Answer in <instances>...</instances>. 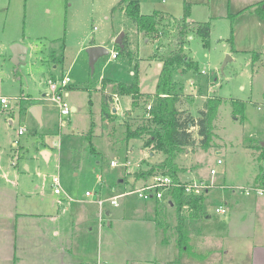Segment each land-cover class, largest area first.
<instances>
[{
    "label": "rangeland",
    "instance_id": "374dc122",
    "mask_svg": "<svg viewBox=\"0 0 264 264\" xmlns=\"http://www.w3.org/2000/svg\"><path fill=\"white\" fill-rule=\"evenodd\" d=\"M180 1L137 0L142 13L168 12L172 17L181 14L167 7ZM220 1L205 0L196 7L197 16L209 20L211 27L207 46L194 35L185 44L197 69L181 74L177 68L172 74L170 93L178 96V108L194 118L208 97L221 100L211 146L200 147L193 127L194 143L182 148L176 158L182 182L201 179L209 184L202 193L210 214L203 222L186 224L191 251L179 254L174 207L157 214V220L168 224L164 235L158 231L157 239H165L162 244L155 237L153 201L129 192L139 185L130 176L158 164L164 155L143 147L140 138L125 139L127 127L133 130L146 123L144 104L156 100L158 47H166L171 36L165 21L159 25L162 39L156 45L137 36L135 25L120 7L112 11L119 0H0V96L9 99L5 108L0 106V261L206 264L216 262L220 245L226 261L245 264L242 258L232 257L244 249V259L249 260L250 245L258 242L257 232L264 228L259 208L245 204L253 196L242 192L254 184L264 161L259 157V145L264 142V63L262 55L254 63L251 59L252 51L263 49L264 24L254 15L235 19L231 9L229 18L209 19L207 6ZM120 33L129 36L128 51L113 58ZM91 41L108 51L93 68L86 52ZM14 43L26 48L19 65L11 60ZM227 55L231 59L224 64ZM64 75L69 84L63 99L70 112L60 116L58 104L50 98L48 80L58 81ZM113 80L137 84L148 98L132 105L130 95L113 94L110 118L103 119L101 99L110 93ZM152 97L154 101L149 100ZM233 101L243 104L242 113L234 111ZM33 105L41 106V122L29 111ZM90 116L94 153L84 137ZM20 127L24 132L18 135ZM42 150H47L46 157ZM111 160L119 165L111 166ZM211 168L215 174H210ZM53 176L59 178V194L53 193ZM87 191L91 195H85ZM111 199L116 205L110 204ZM219 205L226 208L225 213L215 212ZM14 212L31 215L16 220ZM183 213L192 218L188 208Z\"/></svg>",
    "mask_w": 264,
    "mask_h": 264
},
{
    "label": "trees",
    "instance_id": "16d2710c",
    "mask_svg": "<svg viewBox=\"0 0 264 264\" xmlns=\"http://www.w3.org/2000/svg\"><path fill=\"white\" fill-rule=\"evenodd\" d=\"M122 5H124V14L132 21L136 29L147 38H154L159 34V25L162 19H165V26L171 32L169 42L160 58L161 65L155 91L156 100L151 105L150 110L145 109L148 116L146 123L133 130L127 127L125 139L140 138L143 141V147H152L153 151L155 149L164 155L163 160L158 164H154L146 171L138 173L139 177H148L152 173L163 172L170 175L174 182H179L177 175L179 167L176 163L178 152L185 146L194 143L190 131L193 127H196L197 135L200 137V147L206 150L211 146L214 136L213 121L217 115L221 100L216 96L208 97L204 102L203 108L199 111V116L194 118L189 112H184V110L178 108V96L170 93L173 87L172 74L177 68H181L184 72L188 69H197V66L186 54L184 46L191 35L198 37L202 44L207 46L211 29L210 21L189 20L190 12L187 2L183 4L182 15L171 18H162L158 11L142 14L136 0H119L117 5L112 8V11ZM254 12L264 22V0L255 4ZM116 48V56H119L121 51H127L126 40L122 38L121 43L119 45L116 44ZM231 49L232 52L235 51L233 45H231ZM261 55L264 63V45L261 51L251 52L252 63L257 61ZM113 94L130 95L132 105H137V100L143 95L139 93L136 84L127 85L113 81L110 93L104 94L101 99V116L103 119L110 118V105L113 101ZM232 104L235 106V112L242 113L243 104L241 102L233 101ZM89 106H91L90 97ZM93 126V119L90 116V126L84 137L89 144L91 153L95 152L91 143ZM259 149V157L264 160V146L259 145ZM254 183L264 186L262 166L254 179ZM203 199V193L186 194L181 186H174L170 191L169 202L173 205L177 218L175 245L179 254L191 251L185 217L182 214L183 208H188L193 218L201 219L206 216V211L203 208ZM192 255L199 256L197 254ZM165 264H178V262Z\"/></svg>",
    "mask_w": 264,
    "mask_h": 264
},
{
    "label": "crops",
    "instance_id": "0c3cea01",
    "mask_svg": "<svg viewBox=\"0 0 264 264\" xmlns=\"http://www.w3.org/2000/svg\"><path fill=\"white\" fill-rule=\"evenodd\" d=\"M260 1H262V0H224V1L221 0L220 2L216 3L214 5V7H213V5L212 6H207V12H209V15H208V16H210L209 19H212V20H214V18L215 19L216 18L225 19V18H229L228 17V15L230 14L229 13V9H231L232 10V14H234V13L237 14L235 16V19H237L239 17H243V15H246V16L254 15L258 19V23H260V24L263 25L264 24L263 20L260 19L255 14V12H254L255 4H257ZM184 2H187L188 4L191 3V4H194L195 5L194 7L192 5H191V7H189V12H190L189 13V20H191V21H209V20H206V19H200V18H203V17H199V15L197 16L198 13H197L196 7H197V5L204 4L205 3V0H202V1H200V0H181L180 3L179 2L178 3L175 2V4L172 5V7H171V5H168L167 9L168 10H173V12L175 14H178V15L181 14L182 15ZM123 6L124 5H122V7H120L121 10H123ZM139 6H140V3H139ZM139 10H140V8H139ZM150 13H152V12H150ZM159 13L161 14L162 18H165V17H170L171 18L173 16L172 14H170L168 12H159ZM142 14H149V13H142ZM164 20L165 19H162V21H164ZM135 29H136V27H135ZM136 33H137V36L138 37L141 36L142 39H146L145 40L146 42L156 43V45H157V42H159V40L162 39L158 35L156 37H154V38H147L142 32H139L137 29H136ZM122 38H124V40H126V42H127V48H128V44H129V36H128V34L122 33L121 39ZM189 38H192V35L189 36ZM169 39H168V42H169ZM168 42H167V44H168ZM167 44H166V46H167ZM89 45H102V44L95 43V41H94V43H89ZM115 45H116V43H115ZM115 45H114V48H115L114 50H117V48H116ZM165 48L166 47L160 46V47H158V51L162 54V52H163V50H165ZM184 49H185V46H184ZM127 51H128V49H127ZM117 57L118 56H116L114 58H117ZM157 64H158V66L160 68L161 63L158 62ZM179 71H182V70H179ZM183 73H184V71H182L181 74H183ZM106 79H109V78H106ZM110 80H112V79H110ZM113 81L114 82H117L115 80H113ZM124 84H126V83H124ZM132 84H134V83H132ZM193 84L194 83L191 82V85H193ZM127 85H130V84H127ZM137 87L139 89V86L138 85H137ZM155 91H156V88H155ZM139 93H141L140 90H139ZM141 94H143L140 97L141 99L146 100V98H148L144 93H141ZM154 94H155V92H154ZM153 99H154V97H152V99L150 98L149 100L152 101ZM150 103L152 104V102H150ZM72 110H74V108H72ZM117 110H118V108L116 107V109L113 108L112 111L113 112H115V111L117 112ZM100 113H101V110H100ZM9 122L11 123L12 121L10 120ZM43 152L46 153L45 156L43 155L44 157H46L47 154H48L47 150H42V154H43ZM149 155L152 156L153 155V152L150 151L149 152ZM147 168H149V167L148 166H146L145 168L142 167L141 168L142 169L141 171L142 172L143 171H146ZM130 177H131L133 183L139 182V184H140L141 179L144 178V176H140V177L138 175H136V176L134 175L133 176V174ZM121 181L122 180H120L119 182H121ZM126 181H128V179ZM179 181H181V180L179 179ZM251 196H253L252 200H247V202H245V204H249L250 206H257L259 208V216H260L261 220L264 222V195L263 196L251 195ZM151 200L153 201V204L152 205H154L153 206V215H154V217H153L152 220H153V222L155 224V231H156L155 232L156 233V236L155 237H156V241H157L158 240L157 239V236L159 235L158 231L160 230V231H162V233L164 232L163 233V235H164L165 232H166V230H167V225H168L165 219H164L165 222L164 221L157 220V214L159 212H162L163 209L165 211H167V208L166 207H172L173 208V205L171 204V202H169V194L164 195V197L161 200H155V199H151ZM203 208H204V206H203ZM204 210H205V208H204ZM205 211H206V216L203 217V218H205V220H206V218H210V214L208 213L207 210H205ZM106 214L107 215L109 214V211L108 210H106ZM166 214L164 215V218H165ZM218 214H221V213H218ZM13 215L16 216L15 219L17 220L19 218V216H24V217L27 216L28 217L31 214H29V213H23V212H14ZM183 215L185 217L186 214L183 213ZM24 217H22V218H24ZM203 218H201V219H195V218L192 217L191 219H188V218L185 217V225L188 222L190 223L191 220H192L191 222H194V223L203 222L204 221ZM24 231H25V229L23 228V232ZM187 232H188V229H187ZM257 233H259L258 242L257 243H252L250 245V257H249V260H247V258L244 259V252L246 251V249H244L241 252H238V254L236 256H232L234 259L235 258H242V261H247L245 264H264V228H260V230H258ZM213 234L219 236L218 233L213 232ZM188 236H189V233H188ZM175 238H176V235H175ZM175 238H174V241H175ZM247 239H249V237H247ZM158 241H160V243L163 244L164 241H165V239L162 237ZM189 241H190V236H189ZM14 242H15V238H14ZM14 242L12 244V248L15 249V243ZM220 246L221 247H219V251L217 252L218 253V258H217L216 262H214V263H206V264H234V263H230L229 261H226L225 259H223V255H221L222 254L221 250H222L223 246L222 245H220ZM209 251H212V250H209ZM227 252H228V250L226 249L225 250V253H223V254H227ZM17 262H18L17 258H14V259H12V263H10V264H17ZM160 262H154V263H156V264H165V263L174 262V261H165V260H163V261H160ZM5 263L8 264V261H6ZM0 264H4V262L3 261H0Z\"/></svg>",
    "mask_w": 264,
    "mask_h": 264
},
{
    "label": "built area",
    "instance_id": "2783aa9c",
    "mask_svg": "<svg viewBox=\"0 0 264 264\" xmlns=\"http://www.w3.org/2000/svg\"><path fill=\"white\" fill-rule=\"evenodd\" d=\"M117 52L113 51L111 53V57H116ZM49 86L48 89L50 90V98L58 104L60 116L67 115L70 112V108L66 104L63 99V92L65 91L64 88L69 84L68 76L64 75L58 81L48 80ZM9 99L5 96H0V106L5 108L7 106ZM151 103L144 104V109L150 110ZM24 128L20 127L17 130V134H23ZM16 144V140L12 143V145ZM217 164H220L221 161L219 159L216 160ZM111 166L119 165L116 161H110ZM126 167L128 163H123ZM210 174H215L216 170L211 168L209 170ZM209 184L204 182L203 180H192L189 182H174L172 177L163 172H156L152 173L148 177H144L141 179L140 184L129 192H134L136 195L143 199V200H161L164 195L170 194L171 189L174 186H181L183 188L184 193L186 194H200L203 192L204 189L208 187ZM51 187L54 194H59L61 192V188L59 185V178L58 176H53L51 179ZM242 192L246 195H264V186L258 184H252L242 188ZM85 195H91L90 192H85ZM99 205H102V201L98 202ZM111 205H116L115 199L110 200ZM216 213H225L226 208L223 205H219L215 208Z\"/></svg>",
    "mask_w": 264,
    "mask_h": 264
},
{
    "label": "water",
    "instance_id": "95a60500",
    "mask_svg": "<svg viewBox=\"0 0 264 264\" xmlns=\"http://www.w3.org/2000/svg\"><path fill=\"white\" fill-rule=\"evenodd\" d=\"M121 37H122V33L118 34V36L115 39L116 44L119 45L121 43ZM86 52L88 54L89 66L93 68L94 62L97 60V58L101 55L107 54L108 51L103 45H89L86 48ZM11 53H12V58H11L12 62L15 65H19L23 63L22 61L25 58L26 48L22 46L20 43H14L11 46ZM230 59H231L230 56L227 55L224 64ZM29 111L35 117V119L38 120V122H41V106L33 105L30 107ZM262 146H264V142H262ZM43 155L45 156L46 153L43 152ZM262 168L264 171V161L262 164Z\"/></svg>",
    "mask_w": 264,
    "mask_h": 264
}]
</instances>
